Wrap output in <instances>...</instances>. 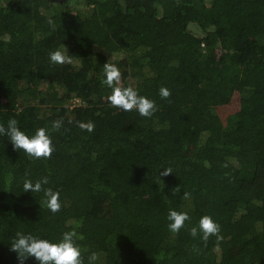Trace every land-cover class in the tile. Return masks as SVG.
<instances>
[{
    "label": "trees",
    "instance_id": "obj_1",
    "mask_svg": "<svg viewBox=\"0 0 264 264\" xmlns=\"http://www.w3.org/2000/svg\"><path fill=\"white\" fill-rule=\"evenodd\" d=\"M63 45L73 63L52 64ZM110 59L123 87L155 102L151 118L107 101ZM10 119L29 136L48 129L55 150L31 158L0 136V264H19L17 232L59 242L73 229L85 264L93 252L96 264H264V0H0V124ZM43 177L60 193L55 214L23 191ZM169 210L190 217L178 233ZM204 215L219 248L190 235Z\"/></svg>",
    "mask_w": 264,
    "mask_h": 264
},
{
    "label": "clouds",
    "instance_id": "obj_2",
    "mask_svg": "<svg viewBox=\"0 0 264 264\" xmlns=\"http://www.w3.org/2000/svg\"><path fill=\"white\" fill-rule=\"evenodd\" d=\"M48 23L54 29V21L49 19ZM63 49L67 48L63 45L62 48L49 53V60L52 64L71 65L73 63V56L67 54ZM103 75L104 79L101 80V83L111 89V94L106 99L112 107L126 112L136 110L140 116L145 118H151L158 110L154 101L139 95L131 86L123 87L121 85V72L111 59L104 64ZM159 95L162 99H169L171 92L166 87H161ZM69 122L71 123V121ZM63 123L62 119L53 121L51 124L52 131H59ZM77 126L89 133L95 129V124L92 121H78ZM0 136H6L16 151L22 150L31 158L48 159L51 158L55 150L48 129L38 128L34 135L29 136L18 127L16 119H10L6 127L0 124ZM224 167H227V164ZM171 174H173V170L170 167L165 168L160 172V177H166ZM48 184L49 179L47 177L38 179L35 182L31 179H25L23 191L24 193L31 192L32 194L42 192L44 206L55 214L61 209L60 193L50 187H45ZM175 191H179V188L174 189ZM190 198L191 194L185 192L184 199ZM167 220L169 222V231L178 233L185 226V222L190 220V217L186 212L169 210ZM189 231L193 238L199 232L205 246H207V242L213 236L216 237L217 248H219L220 243L223 241V236L220 235L221 229L219 224L209 215L202 216L198 226L191 227ZM80 238L82 237H78L75 229L64 232L59 242L41 239L31 233L17 232L11 241L9 251L17 254L19 264H25V261L30 257L35 258L39 264H85L82 259L81 249L75 242ZM98 259V254L93 252L88 257V264H96Z\"/></svg>",
    "mask_w": 264,
    "mask_h": 264
},
{
    "label": "rangeland",
    "instance_id": "obj_3",
    "mask_svg": "<svg viewBox=\"0 0 264 264\" xmlns=\"http://www.w3.org/2000/svg\"><path fill=\"white\" fill-rule=\"evenodd\" d=\"M191 29L200 35L203 36L206 35V33L202 29H200V27L197 24H191ZM238 108H239V97L237 93L234 95L233 99L229 104L218 106V112L221 115V117L225 119L229 114L235 112ZM26 214L29 217H36V208H34L33 206L27 207ZM0 255H4V252L0 251Z\"/></svg>",
    "mask_w": 264,
    "mask_h": 264
}]
</instances>
